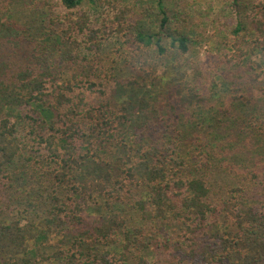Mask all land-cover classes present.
Here are the masks:
<instances>
[{
	"label": "trees",
	"instance_id": "obj_1",
	"mask_svg": "<svg viewBox=\"0 0 264 264\" xmlns=\"http://www.w3.org/2000/svg\"><path fill=\"white\" fill-rule=\"evenodd\" d=\"M98 1L0 0V41H35L26 67L0 62V264H264V0L243 40L244 0H229L238 22L217 55L220 85H203L222 103H206L199 80L177 87L178 109L150 106L142 88L122 100L121 61L101 55L106 25L76 13L89 3L98 23ZM16 9L23 19L6 18ZM119 12L112 31L127 23L123 35L157 59L163 39L190 51L164 0L135 23V8ZM137 64L130 83L142 87L148 64ZM65 71L73 80L59 85Z\"/></svg>",
	"mask_w": 264,
	"mask_h": 264
},
{
	"label": "rangeland",
	"instance_id": "obj_2",
	"mask_svg": "<svg viewBox=\"0 0 264 264\" xmlns=\"http://www.w3.org/2000/svg\"><path fill=\"white\" fill-rule=\"evenodd\" d=\"M50 1V6L59 10L56 6L57 3H55L56 0H44V2ZM119 1L121 2V7H116V0L98 1L101 8L100 15L102 17L98 23L95 20V13L89 10V3H85V5L81 9L77 10L76 13L86 12L90 15L93 26L96 28H99L102 24L106 25L107 29L99 34V37L103 42L101 55L106 62H110V57L119 58L121 61V69L118 71L117 81L115 80L113 83L116 85L117 82H119L121 83L120 86L125 88V92L123 93L122 91L120 94L122 100L132 94V91L126 92V90H131L132 87L136 89L142 88L150 91L146 93L148 94L147 96H144L150 106L154 104L157 105V109H160L162 104H170V108L177 106L178 109V86L180 89H184L182 94H187L188 90L186 87H195L199 84V80H201L197 89L199 95L204 96V84H207L208 86L218 82V85H220L221 79H219L217 77L218 75L215 73L216 64L219 62L217 55L225 50V44L229 40L231 32L234 31L238 22L229 0H164L172 18L176 21H178L179 18L183 20V26L186 30L185 32L189 35L192 45L187 54L181 55L169 46L168 39H163V44L167 47L168 53L165 58L162 56L159 59L156 58L155 48L151 51L140 49L139 46L133 42L132 38H127L123 35L127 29V23L124 25V30L118 34L117 32L112 31L110 24L107 22L108 18L113 19L120 13V8L133 7L138 13L133 15L128 24L130 22L135 23V21H137L136 19L139 18L138 14L140 15V13L146 8H150L151 0ZM258 1L259 0H244L243 8L246 13V19L244 18L243 20L246 22L247 29H245V31L241 34V40L247 39L250 36V30L248 29L249 22L252 15L257 11L256 4ZM66 12L67 11L61 12V15L67 14ZM23 16V11L16 9L13 11V14L6 16V18L16 21L19 17L22 18ZM127 16H132V13H128ZM23 21L26 22V20ZM20 23V29L23 30L27 24H24L23 22ZM113 25L116 26L117 22H114ZM29 30L31 31L32 27ZM153 31L158 32L157 27H155ZM34 43V40L26 43L24 41L12 42L7 39L6 43L0 41V62H5V64H7L13 71L24 66L26 67L28 58L25 55L28 53V50L30 51L34 49ZM71 47L74 50V47ZM119 49L122 52L121 56L117 54ZM135 51L140 56L137 59L132 58L135 56ZM12 52H14L18 58L11 59L9 55ZM226 52H230V48H228V51L226 50ZM126 57L130 60L126 59ZM166 57L169 58V61ZM255 60L259 61L258 58H255ZM136 61L140 64H148L144 65V75L146 79L144 80L142 87H138L136 83H130L134 78L130 65L134 63L138 68ZM260 71L261 69H258V72ZM72 76L73 75L70 71H65L60 74L58 84L65 85L70 83L73 80ZM240 94L241 92L239 95ZM254 96L257 99L261 98V94L258 90L254 91ZM204 99L206 103L211 100L208 95H205ZM211 102L214 104L217 102L222 103V101L215 98L211 100ZM118 103L119 101L117 100L115 105L119 106ZM163 108L165 107L163 106ZM20 114L21 112L18 111V120L20 118ZM17 129H22V123H18ZM3 130H5L4 123L0 120V131ZM49 255H51V252H49ZM153 255L155 254L147 257L148 262H153ZM161 256L162 258L166 257V252H163ZM159 264L166 263L159 262Z\"/></svg>",
	"mask_w": 264,
	"mask_h": 264
}]
</instances>
